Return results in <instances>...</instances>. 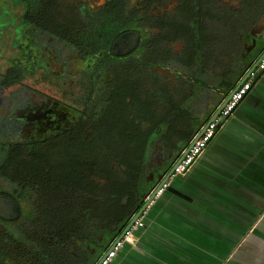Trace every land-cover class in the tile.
<instances>
[{
  "label": "flooded vegetation",
  "instance_id": "af4514ba",
  "mask_svg": "<svg viewBox=\"0 0 264 264\" xmlns=\"http://www.w3.org/2000/svg\"><path fill=\"white\" fill-rule=\"evenodd\" d=\"M17 2L19 38L0 56V246L8 250L51 203L60 207L61 189L69 220L77 190L102 202L106 190L141 173L146 193L195 133L173 148L163 132L182 101L175 90L187 86L173 69L209 70L222 56L219 41L233 51L264 21V0ZM102 238L66 247L68 264H95Z\"/></svg>",
  "mask_w": 264,
  "mask_h": 264
},
{
  "label": "crops",
  "instance_id": "0c3cea01",
  "mask_svg": "<svg viewBox=\"0 0 264 264\" xmlns=\"http://www.w3.org/2000/svg\"><path fill=\"white\" fill-rule=\"evenodd\" d=\"M247 35L229 52L219 41L216 46L222 56L212 61L209 70L193 74L173 69L172 75L180 76L187 86L175 90L174 97L182 98L175 106L179 111L170 109L163 127V132H169L170 147L185 142L182 137L187 133L196 132L215 103L242 77V69L224 75L227 62L235 59L244 68L249 56L257 59L264 51V21L258 28H249ZM251 39L256 45L247 54L243 45L249 47ZM169 185L189 199L165 190L143 215V226L132 231L131 242L109 264H264V71L257 74L196 163ZM65 253L70 255L69 250ZM33 256L26 259L12 252L10 258L17 264H39L41 257Z\"/></svg>",
  "mask_w": 264,
  "mask_h": 264
},
{
  "label": "trees",
  "instance_id": "16d2710c",
  "mask_svg": "<svg viewBox=\"0 0 264 264\" xmlns=\"http://www.w3.org/2000/svg\"><path fill=\"white\" fill-rule=\"evenodd\" d=\"M142 180L141 173L136 174L135 178L130 175V179L124 183L106 190L102 202L98 201L99 195L94 192L86 193L88 197L84 198L78 192L81 190H77V194L74 193L76 196L71 197L76 213L72 220L68 219L71 205L67 202L70 197L65 194L64 189H61L60 207L54 211L51 203V210L44 212V216L32 222V232L29 236L27 233L18 235L13 240V248L10 250L5 246H0V264L19 263L15 262L16 259L10 258L12 252L26 259L35 258L33 255L37 258L41 257V262H37L39 264H50L48 258L53 260L56 258L62 264H68V258L65 259L68 255L65 251H70V249L66 247L73 245L74 241L77 245L85 242L91 244L96 236H108L112 240L120 234L127 225L128 219L137 211L146 190L142 188ZM126 198H129L127 206L123 204ZM84 217L91 219L87 222ZM86 223L88 224L87 231H85Z\"/></svg>",
  "mask_w": 264,
  "mask_h": 264
},
{
  "label": "built area",
  "instance_id": "2783aa9c",
  "mask_svg": "<svg viewBox=\"0 0 264 264\" xmlns=\"http://www.w3.org/2000/svg\"><path fill=\"white\" fill-rule=\"evenodd\" d=\"M264 71V55H262L258 61V64L254 70L247 74L245 80L237 88L235 92L231 94L228 101L221 109V111L213 117V119L206 123L203 128V132L194 137L191 144L183 152V156L175 161L171 168V174L166 173V180L161 184L159 189L155 192L153 199L150 200L146 209L142 212L141 216L137 218L131 227L123 234L121 238H115L105 249V252L98 259L100 262L95 264H109L116 256L117 252L122 248L126 242H131L132 231L136 228L142 227V217L147 209L154 203V201L167 189L169 182L177 175H182L188 172L191 167L196 163L201 154L207 148L210 141L216 135L218 129L232 116L233 111L237 105L242 101L248 91L251 89L257 74Z\"/></svg>",
  "mask_w": 264,
  "mask_h": 264
},
{
  "label": "water",
  "instance_id": "95a60500",
  "mask_svg": "<svg viewBox=\"0 0 264 264\" xmlns=\"http://www.w3.org/2000/svg\"><path fill=\"white\" fill-rule=\"evenodd\" d=\"M255 45H256L255 39H251V45L249 47H246V45H243L244 46L243 49L245 50V53L249 54V52L252 51V49L255 47ZM262 55H264V51H262L258 55L257 59H253V58H251L249 56L248 59L249 58L250 59H249L248 63H246V65H244V68H241L242 65H239V64H237V62H234L232 70L235 69L236 71H240L242 69L241 73H240L242 77H240L238 79V81L235 83V85L233 87H232V84L229 85L232 88L230 89V87H229L230 90L226 93V95L221 97L219 99V101H217V103H215L214 111L212 112V114L208 117V119L204 123L201 124L199 129H197V131L192 135L191 139L187 143L186 147L181 151L180 155L172 161L171 166L166 171L168 174H171V172H172L171 168H172L173 164L175 163V161L179 160L183 156V152L191 144V141L193 140V138L198 136V135H200L203 132V128L205 127L206 123L211 121L213 119V117L216 116L221 111V109L224 107V105L228 101L229 97L231 96V94L233 92H235L237 90V88L241 85V83L245 80V78L247 77V74L256 68V66L258 64V61H259V59H260V57ZM243 61H244V59L241 60V62H243ZM161 71H162V73L165 72V70H162V69H161ZM219 97H220V95H219ZM166 172L163 171L162 173H160V175L157 177V184L155 186L151 187L143 195V197L141 199V202H140V205L137 208V211L134 213V215H132L128 219L127 225L123 228V230L120 232V234L117 237H114L111 241H113L115 238H121L123 236V234L131 227V225L134 223V221L141 216L142 212L148 206L150 200L153 199V196H154L155 192L159 189L161 184L166 180V178H167L166 175H165ZM166 192H168V193H170V194H172L174 196H177L178 198H181L183 200H188L189 199V197L187 195H184L183 193H181L179 190H177L176 188H174L171 185H169L167 187ZM12 204L15 205L14 203L11 202V205ZM135 246H140V243L136 242ZM104 252H105V250L102 253H104ZM100 257H98V259ZM96 262H100V261L97 260Z\"/></svg>",
  "mask_w": 264,
  "mask_h": 264
},
{
  "label": "rangeland",
  "instance_id": "374dc122",
  "mask_svg": "<svg viewBox=\"0 0 264 264\" xmlns=\"http://www.w3.org/2000/svg\"><path fill=\"white\" fill-rule=\"evenodd\" d=\"M3 1L0 0V56L5 58L11 55L9 53L10 42L12 40L17 41L19 38V22L23 17L24 8L19 6V2H17L19 0H15V2L8 0L5 3ZM1 66L2 62L0 63ZM155 184L156 182L150 183L151 186ZM110 240L108 236H105L102 238V244L106 247Z\"/></svg>",
  "mask_w": 264,
  "mask_h": 264
}]
</instances>
